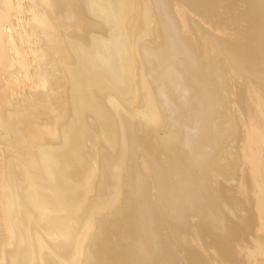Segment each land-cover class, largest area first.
Masks as SVG:
<instances>
[{
	"label": "bare ground",
	"instance_id": "1",
	"mask_svg": "<svg viewBox=\"0 0 264 264\" xmlns=\"http://www.w3.org/2000/svg\"><path fill=\"white\" fill-rule=\"evenodd\" d=\"M0 264H264V0H0Z\"/></svg>",
	"mask_w": 264,
	"mask_h": 264
}]
</instances>
